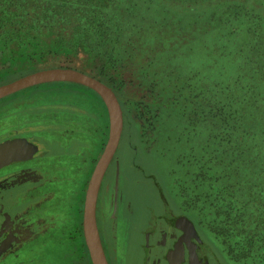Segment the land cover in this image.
<instances>
[{"label": "trees", "instance_id": "1", "mask_svg": "<svg viewBox=\"0 0 264 264\" xmlns=\"http://www.w3.org/2000/svg\"><path fill=\"white\" fill-rule=\"evenodd\" d=\"M177 17L198 28L192 40L200 38L203 70L215 76L201 94L190 90L191 106L172 122L183 192L231 258L264 264V0H0V73L37 69L54 56L88 60L102 74L154 40L164 44L163 28ZM58 84L90 97L104 142L101 97Z\"/></svg>", "mask_w": 264, "mask_h": 264}, {"label": "rangeland", "instance_id": "2", "mask_svg": "<svg viewBox=\"0 0 264 264\" xmlns=\"http://www.w3.org/2000/svg\"><path fill=\"white\" fill-rule=\"evenodd\" d=\"M163 29L166 31L164 44L154 40L150 46L138 49L134 61H119L118 68L114 70L106 65L105 71L100 74V70L94 68L95 64H90L88 60L81 59L69 64L49 56V63L37 69L24 70L19 74L1 72L0 85L38 70L70 67L101 80L115 92L122 107L125 130L116 153V160L119 158L117 167H113V162L106 175V185L112 183L116 176L119 177V209L115 226L117 240L111 242L109 249V256L114 262H117V256L120 257L126 249V235L139 229L143 223L140 219H151L161 213L165 199L174 213L181 215L189 226L199 230L211 251L223 264H240L231 258L222 240L204 223L200 211L187 202L182 182L186 176L182 175L179 160L182 151L175 137H171L172 122L178 119L177 116L183 108L192 104L187 100L190 90L194 94H201L203 87H211L209 84L215 82V76H212V71L203 70L201 40H192L194 36L191 35L193 32L198 34L196 26H190L189 21L177 17ZM162 48L166 49V54L160 51ZM193 57L196 59L194 66ZM221 62L222 59H219L218 63ZM215 70L214 73L217 72L216 68ZM16 94L0 100V145L19 141L20 144L10 149V158L14 161L15 158H24L22 152L26 146L33 149L27 152L29 155L36 153V146L26 137L36 139L37 136L32 130H40L42 126L51 124L54 120L52 116L57 112L61 116L69 113L73 120H84L89 129L85 135V147L79 151L76 149L84 156H77L73 164H68L67 161L57 163L59 167L63 164L69 165L67 170L60 167L58 173L60 177L64 176V180L58 178L61 180L59 195L61 200L65 197L67 199L60 202V209L64 210L59 216L60 232L53 239L45 240L42 248L6 259L15 260L16 263L13 264H92L87 254L88 249L85 250L83 246L85 239L82 221L85 192L93 170L90 173L88 166L84 168L83 165L85 159L96 161L104 150L109 136L108 111V132L103 142L99 121L95 120L90 97L84 90L56 83L32 87ZM70 127H73L72 122ZM16 133L25 137L6 139ZM44 135L51 136L47 132ZM72 140L71 145L74 148L77 140ZM49 146L54 152L62 149L61 145L54 143ZM80 178L84 182L81 216L79 226L73 233L72 226L65 217L68 215L70 203L74 202L71 194L73 184ZM111 212L112 205L108 208V213Z\"/></svg>", "mask_w": 264, "mask_h": 264}, {"label": "flooded vegetation", "instance_id": "3", "mask_svg": "<svg viewBox=\"0 0 264 264\" xmlns=\"http://www.w3.org/2000/svg\"><path fill=\"white\" fill-rule=\"evenodd\" d=\"M63 116L57 112L52 116L54 120L51 124L42 126L40 130H32L36 139L26 137L36 146V153L29 155L27 152L33 149L26 146L22 152L23 159L15 158V161L0 167V264L16 263L15 260L6 258H16L35 248H42L45 240L53 239L60 232L59 216L64 213L60 209V202L67 199L65 197L61 200L59 195L61 180L58 179V173L60 167L67 170L69 165L59 167L57 163L67 161L68 164H73L77 156H84L78 151L85 147V135L89 129L84 120H73L69 113ZM71 122L73 127H70ZM124 130L123 127V133ZM46 132L51 136H45ZM17 137L25 136L16 133L6 139ZM72 139L77 140L74 148L71 145ZM52 143L61 145L62 149L54 152L49 146ZM116 153L109 167L113 162V167H117L119 158L116 160ZM98 159L99 157L96 161L85 159L84 168L88 166V172L91 173ZM107 171L99 192L97 223L109 264H223L211 251L199 230L189 226L181 215L174 213L165 199L161 213L151 219H140L143 223L139 229L126 235V249L120 257L117 256V262H114L109 256V249L111 242L117 238L115 226L120 188L118 189V176L106 185ZM62 177L64 176L60 179ZM83 184L81 178L73 184L71 194L74 202L70 203L65 217L68 224L70 222L73 233L79 226ZM111 205L112 212L109 214L108 208Z\"/></svg>", "mask_w": 264, "mask_h": 264}, {"label": "water", "instance_id": "4", "mask_svg": "<svg viewBox=\"0 0 264 264\" xmlns=\"http://www.w3.org/2000/svg\"><path fill=\"white\" fill-rule=\"evenodd\" d=\"M75 83L95 91L103 100L109 116V136L87 184L83 208V234L92 264H109L97 223V203L103 177L118 149L124 127L122 107L115 92L101 80L70 67L38 70L0 85V100L23 90L50 83ZM12 141L0 145V167L10 162Z\"/></svg>", "mask_w": 264, "mask_h": 264}]
</instances>
